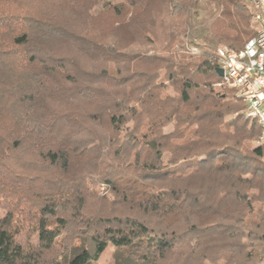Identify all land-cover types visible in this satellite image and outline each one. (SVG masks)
Here are the masks:
<instances>
[{
  "label": "trees",
  "instance_id": "16d2710c",
  "mask_svg": "<svg viewBox=\"0 0 264 264\" xmlns=\"http://www.w3.org/2000/svg\"><path fill=\"white\" fill-rule=\"evenodd\" d=\"M97 1L83 0V10ZM162 1L173 24L156 23L153 0L127 4L141 26L129 30L153 49L150 34L161 30L163 47L69 36L72 45L80 41L81 57L94 60L85 67L53 53L49 40L65 33L31 16L29 0H0V97L12 94L19 112L9 118L6 144L32 151L20 182L0 179L7 208L0 264H94L108 245L113 264H264L260 126L233 89L215 88L218 43L241 48L255 34L256 8L249 0ZM111 8L125 16L119 2ZM142 11L147 17L137 21ZM59 63L60 109L32 99L29 89L44 81L38 71L24 81L30 88L15 84L30 64H46L51 74ZM84 169L108 185L113 205L89 210L90 195L105 200L89 192ZM26 221L33 238L25 243Z\"/></svg>",
  "mask_w": 264,
  "mask_h": 264
},
{
  "label": "rangeland",
  "instance_id": "374dc122",
  "mask_svg": "<svg viewBox=\"0 0 264 264\" xmlns=\"http://www.w3.org/2000/svg\"><path fill=\"white\" fill-rule=\"evenodd\" d=\"M56 0H29L28 4L25 8H28V13L31 16H38L42 19H45L46 21H51L56 26H59L64 34H61L59 37H53L52 40H49L48 47L53 51V53L60 57V58H66L75 63L79 66H88L93 67L95 62L94 60H91L88 58V56H85L87 58L81 57L82 53L79 50V42L70 44L68 42V38L73 37L74 35L79 36H89L91 40H98L99 42H104L106 40L112 41L114 43H119L120 45L126 44H132L133 40H137L135 47L140 48L138 50L144 51V48H147L149 46L148 52H152L153 50L160 49L164 45V39L162 38L161 30H157L155 33L150 35L157 36L155 38V44L156 49H153L151 47L152 42H146V38L143 35H137L138 33H134L133 31L129 29H135L136 26H140L134 22L130 21V12L133 10L131 7L128 6L127 0H98L96 4L93 5V10H90L89 12H86L83 10L82 3L83 0H78V6L77 7H70L64 0H61V4H55L52 5ZM59 2V0H57ZM107 4L105 5V3ZM122 5L123 8L122 11L125 12L124 14H121V18L116 17L112 10V5H117V3ZM163 2L162 0H153L152 7L153 10L151 12V15H153L156 19V23L159 24L160 22L164 23V25L173 24L175 21V18H172L169 16L168 8H163ZM113 3V4H112ZM110 5V7H109ZM2 8H0V11ZM136 13L138 10H135ZM134 11V12H135ZM133 12V13H134ZM139 18L137 21L143 19H146L147 15L145 12H141L139 15ZM46 17V18H45ZM145 21V20H144ZM136 22V21H135ZM145 23L146 25L150 24L151 21L148 19ZM251 26L253 28V23L251 21ZM141 27V26H140ZM141 31V30H140ZM139 31V33H140ZM219 44L227 45L224 42H220ZM217 45V46H218ZM134 47V48H135ZM129 50H133V48H130ZM2 59V58H0ZM3 61V60H2ZM1 64V63H0ZM65 63L58 65V70H55L53 73H48L47 66L44 64L42 67L39 64H36L34 67L28 65L26 67V71L23 75L26 76V78H21L23 81L19 80L17 78L18 82L15 84L18 85L20 83V87L24 88L25 85L27 88L30 86L32 81H29L27 83H24V81L28 80V77L33 78L34 71H38L39 74L44 75L43 78V84L37 85L40 89L41 95L38 96L37 93H35V90L37 88L34 87L33 92L31 91V88L29 89V93L32 94V99H35L41 102H50V105L52 106L51 109H60V100L62 97L60 94L63 81L61 82V78H63L60 73V67ZM44 67V68H43ZM71 68H68V70ZM75 71V70H71ZM160 75L164 74V69H160L159 71ZM22 75V74H21ZM23 83V84H22ZM60 83V85H59ZM6 85V83H5ZM14 84H12L13 86ZM15 85V86H16ZM22 85V86H21ZM9 86V85H6ZM10 86L9 88L12 89ZM215 88L217 91H226V89H231L227 86L223 85H216ZM225 88V89H224ZM170 92V89H168ZM172 94V93H171ZM37 95V96H36ZM11 96V97H10ZM10 96H7L5 93H3V96L0 97V114H4V118L0 119V133L3 134V137H0V179L4 181V183L8 182L11 183L14 181L20 182L22 179L21 176V169L22 167H27L29 163L28 156L32 154L31 150L23 149L24 147H18V153L13 150V146H8L6 144V134H7V128L9 127L10 123H12L9 118L13 117H19V112L16 111L14 107V103H12V94ZM34 100V101H35ZM45 104V103H44ZM11 110L10 112H8ZM14 114V115H12ZM171 129L170 126L164 128L165 131H169ZM113 138H110V142H112ZM264 142V139L260 138V135L258 136V139L254 142L255 144H261ZM21 149V150H19ZM28 155V156H27ZM169 158L168 153H164L162 156V162L166 163V161ZM22 166V167H21ZM28 169V168H27ZM72 172L80 173L79 171L82 170L80 168H76L75 166L71 168ZM26 172V171H24ZM85 172V181L89 183L88 189L89 192H92V194L96 197L102 198L105 200V202H96L93 196L90 195V197L87 200V203L89 205V210H92L95 208V206L100 205V207L107 209L109 206L113 205L111 202H113L114 196L111 192L110 188L107 184L98 181V176L95 174L89 175L87 171L84 169ZM4 191L0 189V216L6 213L7 208L5 206L6 200L4 199ZM96 209V208H95ZM117 211H124L126 210L124 208H117ZM16 212V210H14ZM20 223V222H19ZM24 227H22V232L20 235V240H23L25 243L28 241H31L33 238L32 235V229L28 222H24ZM29 225V227H28ZM61 243L63 244V240H61ZM77 243V240L74 241V244ZM58 250V249H57ZM61 250V249H60ZM58 250V251H60ZM113 253L114 248L112 245H108L105 250L100 254L99 258L95 261L94 264H113ZM50 257H54V261H60V258L57 256H54L53 253H51ZM52 264V263H50ZM55 264V262H54Z\"/></svg>",
  "mask_w": 264,
  "mask_h": 264
},
{
  "label": "built area",
  "instance_id": "2783aa9c",
  "mask_svg": "<svg viewBox=\"0 0 264 264\" xmlns=\"http://www.w3.org/2000/svg\"><path fill=\"white\" fill-rule=\"evenodd\" d=\"M256 8L252 17L255 34L235 49L219 44L217 66L222 69L218 85L233 89L245 103V113L260 126L264 139V0H249Z\"/></svg>",
  "mask_w": 264,
  "mask_h": 264
},
{
  "label": "water",
  "instance_id": "95a60500",
  "mask_svg": "<svg viewBox=\"0 0 264 264\" xmlns=\"http://www.w3.org/2000/svg\"><path fill=\"white\" fill-rule=\"evenodd\" d=\"M215 72H216V74H217L219 77L222 76V69H221L220 67L216 66V67H215Z\"/></svg>",
  "mask_w": 264,
  "mask_h": 264
}]
</instances>
